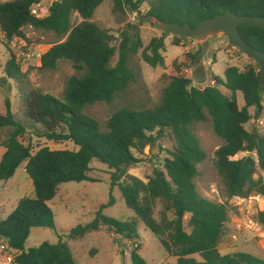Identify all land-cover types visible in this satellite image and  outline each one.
Returning a JSON list of instances; mask_svg holds the SVG:
<instances>
[{
	"label": "trees",
	"instance_id": "1",
	"mask_svg": "<svg viewBox=\"0 0 264 264\" xmlns=\"http://www.w3.org/2000/svg\"><path fill=\"white\" fill-rule=\"evenodd\" d=\"M105 1L55 0L50 6L44 5L49 13L42 19L32 10L44 4L43 0L0 4V31L9 42L15 38L29 41L26 28L66 39L43 55L40 67L24 68L11 53L5 74L19 85L25 118L43 126L41 137L54 143L70 142L77 148L42 147L34 152L31 145L22 142L28 133L27 126L12 113L10 100L6 101L7 113L0 114V131L8 130L6 151L0 161V182L11 180L26 163L34 194L20 199L15 210L0 222V245L14 253L12 264H77L64 237L79 240L106 229L114 236L136 242L141 238L139 228L144 225L177 264H264V259L247 252L222 254L220 244L229 219V205L203 198L197 190L198 166L207 155L193 130L196 124L211 119L215 134L223 141L216 152L215 164L228 200L245 199L254 193L264 198V134L245 127L252 119L264 115L260 66L251 60L243 70L228 67L224 80L213 75L214 85L204 89L193 87L191 80L180 74L175 75L164 89L158 106L120 109L111 116L104 132L99 121L85 110L99 103H111L136 81L129 59L143 48L139 27L129 25L119 33L118 46H114L110 31L92 22ZM111 1L114 14L141 13L142 7L147 6V18L194 28L229 10L237 15L264 17V0ZM75 14L82 19L77 26L72 24ZM239 31L248 44L264 52L263 30L240 26ZM165 41L164 36L154 38L142 52L143 60L152 68L165 63ZM187 41L192 40L174 36V46L180 47ZM116 55L118 60L113 65ZM62 61L71 62L77 72L68 80L62 99L31 85L26 71L36 68L53 71ZM240 94L243 107L238 101ZM168 133L175 147L162 168L155 167L146 182L130 175L129 170L141 162L136 153L143 155L145 149H153ZM238 155L243 156L235 159ZM94 161L113 171L111 186L120 189L135 217L127 221L106 217L103 210L115 204L111 197L92 222L60 236L57 244L44 242L26 250L33 228H56L55 214L49 204L63 184L99 182L90 176ZM258 171L262 177L255 179ZM158 205L162 210L157 218ZM257 221L264 226V211L257 214ZM139 248L136 245L131 252L132 264H147Z\"/></svg>",
	"mask_w": 264,
	"mask_h": 264
},
{
	"label": "rangeland",
	"instance_id": "2",
	"mask_svg": "<svg viewBox=\"0 0 264 264\" xmlns=\"http://www.w3.org/2000/svg\"><path fill=\"white\" fill-rule=\"evenodd\" d=\"M11 1L14 0H0V4ZM43 1L45 6H50L55 0ZM147 11L148 7L143 6L141 13L114 14L112 1L106 0L97 9L92 19L96 25L110 31L114 46H118L119 33L127 29L129 25L140 28L143 41V48L129 59V67L137 76L136 81L111 103H99L85 110L88 115L99 121L104 132L107 131V123L111 116L120 109L142 110L158 106L162 101L164 89L170 83L171 77L175 75L180 74L191 80L193 87L204 89L214 85L213 75L224 80L228 67L235 66L243 70L251 64V60L230 46L225 38L211 39L202 44L187 41L180 47L174 46V36L165 37L154 25V20L145 17ZM81 23L82 19L75 14L72 18L73 26ZM25 33L29 39L28 42L38 48L41 53L47 52L54 44L66 40L57 38L53 33L32 28H26ZM163 36L166 38V52L163 53L165 63L163 66L152 68L143 60L142 52L154 38ZM190 55L196 56V59H192ZM10 57V50L0 37V114L7 113L6 101L9 99L12 113L28 129V133L22 137V142L26 146L31 145L34 152L42 147H49L52 150H77L70 142L54 143L41 137L44 133L43 126L34 125L25 118L19 85L7 79L5 74V66ZM117 60L116 55L113 65ZM26 72L35 89L51 94L57 99L63 98L68 80L77 75L73 64L68 61L60 62L53 71L36 68ZM238 101L243 107L244 99L241 94ZM250 113L254 115V110L250 109ZM245 127L249 131L256 128L264 134V115L259 119H252ZM193 130L207 155L206 160L198 166L199 175L195 179L197 190L203 198L229 205V219L220 244L222 254L247 252L264 259V226L257 221V214L264 211V199L261 197L259 202L251 200V197H260L254 193L245 199L228 200L223 180L215 164L216 152L223 141L215 134L211 119L196 124ZM7 138L8 130L0 131V161L6 151L4 142ZM174 147L175 144L168 133L153 149H145L143 155L136 153L141 162L132 167L129 174L146 182L155 167L162 168L164 160L170 157V151H173ZM242 156L238 155L235 159ZM25 167L26 163H23L13 179L0 182V222L15 210L20 199L34 194L33 183ZM91 168L90 176L99 182L63 184L56 198L49 204L55 214L56 228H33L25 245L26 250L38 247L44 242L57 244L60 236L68 235L79 225L92 222L96 213L110 202L111 197L114 198L115 204L103 210L106 217L120 221L135 217L133 211L127 208L120 189L111 186L113 171L97 161L92 163ZM259 177H262L260 171L255 175V179ZM160 210L162 208L158 205L157 218ZM251 223L259 225L246 227ZM139 233L141 238L136 242L114 236L106 229L89 234L84 239L70 240L64 237L63 240L69 243L77 264H132L131 252L136 245L140 246V255L147 264H177L175 258L166 254L157 237L144 225L139 228ZM2 247L0 245V264H7L6 258L13 259L14 253L8 248L3 250Z\"/></svg>",
	"mask_w": 264,
	"mask_h": 264
},
{
	"label": "water",
	"instance_id": "3",
	"mask_svg": "<svg viewBox=\"0 0 264 264\" xmlns=\"http://www.w3.org/2000/svg\"><path fill=\"white\" fill-rule=\"evenodd\" d=\"M153 20L154 25L165 37H185L198 44L211 39H227L230 46L238 49L243 55L260 66V85L264 87V52L248 44L239 31L240 26L256 27L264 31V17L237 15L229 10L224 15L206 20L195 28L191 25H180L158 19ZM8 95H10V92H8ZM246 156L248 157L250 154L246 153Z\"/></svg>",
	"mask_w": 264,
	"mask_h": 264
},
{
	"label": "built area",
	"instance_id": "4",
	"mask_svg": "<svg viewBox=\"0 0 264 264\" xmlns=\"http://www.w3.org/2000/svg\"><path fill=\"white\" fill-rule=\"evenodd\" d=\"M32 13L37 17V18H44L47 16L49 13V10L47 7L44 6V4H38L36 5ZM1 32V31H0ZM2 41L8 45V48L10 50V53H12L17 62L21 63L23 67L25 66L26 68L30 67H40L41 66V61L43 55L46 53H41L38 48H35L34 45L30 44L27 40L21 39V38H15L12 41H8L6 36L1 33L0 35ZM262 199H264L262 197ZM251 200L259 202L261 200L260 197H251ZM257 226L259 224L251 223V225H246V227H251V226ZM3 250H5V247H2ZM7 264H12V258L7 257Z\"/></svg>",
	"mask_w": 264,
	"mask_h": 264
},
{
	"label": "crops",
	"instance_id": "5",
	"mask_svg": "<svg viewBox=\"0 0 264 264\" xmlns=\"http://www.w3.org/2000/svg\"><path fill=\"white\" fill-rule=\"evenodd\" d=\"M13 179V178H12ZM176 260V259H175ZM176 263H177V260H176Z\"/></svg>",
	"mask_w": 264,
	"mask_h": 264
}]
</instances>
